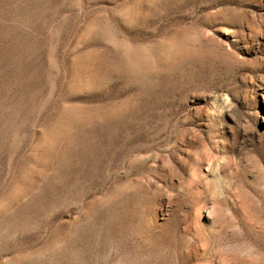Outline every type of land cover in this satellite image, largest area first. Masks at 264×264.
I'll use <instances>...</instances> for the list:
<instances>
[{
    "label": "rangeland",
    "instance_id": "1",
    "mask_svg": "<svg viewBox=\"0 0 264 264\" xmlns=\"http://www.w3.org/2000/svg\"><path fill=\"white\" fill-rule=\"evenodd\" d=\"M0 264H264V0H0Z\"/></svg>",
    "mask_w": 264,
    "mask_h": 264
}]
</instances>
